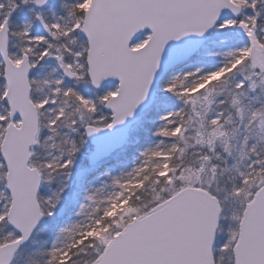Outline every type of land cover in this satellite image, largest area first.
<instances>
[{"label":"snow or ice","instance_id":"snow-or-ice-1","mask_svg":"<svg viewBox=\"0 0 264 264\" xmlns=\"http://www.w3.org/2000/svg\"><path fill=\"white\" fill-rule=\"evenodd\" d=\"M0 264H264V0H0Z\"/></svg>","mask_w":264,"mask_h":264},{"label":"water","instance_id":"water-1","mask_svg":"<svg viewBox=\"0 0 264 264\" xmlns=\"http://www.w3.org/2000/svg\"><path fill=\"white\" fill-rule=\"evenodd\" d=\"M130 124H132L133 122H129Z\"/></svg>","mask_w":264,"mask_h":264}]
</instances>
